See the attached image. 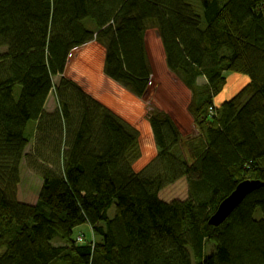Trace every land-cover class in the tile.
Masks as SVG:
<instances>
[{"label": "trees", "instance_id": "1", "mask_svg": "<svg viewBox=\"0 0 264 264\" xmlns=\"http://www.w3.org/2000/svg\"><path fill=\"white\" fill-rule=\"evenodd\" d=\"M148 30L190 93L199 134L187 159L176 124L153 112L156 157L137 172V131L65 73L93 42L104 76L143 97ZM228 74L246 84L216 104ZM30 122L42 179L33 205L16 198ZM182 178L184 200L160 199ZM244 181L260 186L210 225ZM81 225L88 238L73 237ZM0 264H264V0H0Z\"/></svg>", "mask_w": 264, "mask_h": 264}, {"label": "rangeland", "instance_id": "2", "mask_svg": "<svg viewBox=\"0 0 264 264\" xmlns=\"http://www.w3.org/2000/svg\"><path fill=\"white\" fill-rule=\"evenodd\" d=\"M145 50L151 76L149 79L148 92L138 98L120 85L107 79L103 72L104 48L98 44L77 49L70 56L65 76L76 82L82 89L103 101L110 109L123 118V121L132 126L138 133L139 158L133 163V169L137 172L144 169L153 162L156 157V149L152 137L151 127L148 123L149 116L155 111L161 112L176 124L181 136L184 154L190 158L185 141L198 139L199 125L195 126L192 115L189 113L191 96L187 88L171 72H168L165 65V57L161 42L155 30H148L145 35ZM246 77L241 75L228 74L224 89L215 97H223L215 101L219 104L226 100L227 96H235L237 90L246 84ZM57 81V78L54 82ZM245 81V82H244ZM203 84V79L198 80V85ZM18 88L15 90V95ZM235 92V93H234ZM230 93L232 95H230ZM90 95V96H91ZM92 96V97H93ZM230 98V97H229ZM58 110V102L55 91L52 90L48 97L45 111L50 114ZM212 111L209 112L211 114ZM34 124L27 125L26 135L29 144L25 155L19 165V182L16 190V198L19 202L33 205L42 185V179L36 169L39 162L33 163L34 148ZM198 128V129H197ZM188 144V143H187ZM33 156V157H32ZM33 163V164H32ZM160 199L170 201L172 199L184 200L187 196V185L184 178L166 186L160 192ZM109 217L114 215V207L108 211ZM259 210L255 217H259ZM84 234L90 236L86 225H81L73 230V237Z\"/></svg>", "mask_w": 264, "mask_h": 264}, {"label": "water", "instance_id": "3", "mask_svg": "<svg viewBox=\"0 0 264 264\" xmlns=\"http://www.w3.org/2000/svg\"><path fill=\"white\" fill-rule=\"evenodd\" d=\"M259 186L260 184L258 182L251 181H244L238 184L235 190L220 203L217 210L210 218L209 224L212 226L222 224L243 200Z\"/></svg>", "mask_w": 264, "mask_h": 264}, {"label": "crops", "instance_id": "4", "mask_svg": "<svg viewBox=\"0 0 264 264\" xmlns=\"http://www.w3.org/2000/svg\"><path fill=\"white\" fill-rule=\"evenodd\" d=\"M92 44H95V43H89V44H86L85 46H83L82 48H84V47H89L90 45H92ZM103 65H104V62H103ZM102 72H103V66H102ZM108 79V78H107ZM245 82V81H244ZM235 93V92H234ZM88 94V93H87ZM89 95H91V94H89ZM230 95H232L231 93H230ZM93 95H91V97H92ZM49 97V96H48ZM229 97H231V96H227V98H225V99H228ZM93 98L95 99V100H97L98 102H100L101 104H103L104 106H106L107 108H109V106H107V104H105L103 101H101L99 98H97V97H95V96H93ZM221 98H223V97H217L216 98V101H220L221 100ZM220 99V100H219ZM224 101V100H223ZM47 102H48V98H47V101H46V103H45V109H46V106H47ZM110 109V108H109ZM114 114H116L112 109H110ZM118 117H120V119H122L123 120V118L120 116V115H118V114H116Z\"/></svg>", "mask_w": 264, "mask_h": 264}, {"label": "bare ground", "instance_id": "5", "mask_svg": "<svg viewBox=\"0 0 264 264\" xmlns=\"http://www.w3.org/2000/svg\"><path fill=\"white\" fill-rule=\"evenodd\" d=\"M145 46H146V44H145ZM168 72H170V71H168Z\"/></svg>", "mask_w": 264, "mask_h": 264}]
</instances>
